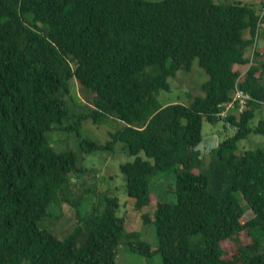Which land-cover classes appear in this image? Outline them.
I'll use <instances>...</instances> for the list:
<instances>
[{
    "label": "trees",
    "instance_id": "trees-1",
    "mask_svg": "<svg viewBox=\"0 0 264 264\" xmlns=\"http://www.w3.org/2000/svg\"><path fill=\"white\" fill-rule=\"evenodd\" d=\"M263 9L264 1L257 11L240 1L0 0V264H117L121 244L162 264H264V149L237 152L240 139L264 135ZM194 59L208 75L204 94L163 106L160 90ZM73 81L91 107L70 122ZM235 83L258 101L222 118L238 131L206 162L203 120L220 119ZM106 117L122 125L104 143L77 131L83 119ZM57 128L74 130L82 152L120 141L134 155L119 169L134 209L155 202L153 218L141 212L155 247L126 229L117 195L79 188L80 154L52 146ZM157 173L174 175V201L150 191ZM88 192L95 201L82 214ZM63 204L76 222L60 238L40 222Z\"/></svg>",
    "mask_w": 264,
    "mask_h": 264
},
{
    "label": "rangeland",
    "instance_id": "rangeland-1",
    "mask_svg": "<svg viewBox=\"0 0 264 264\" xmlns=\"http://www.w3.org/2000/svg\"><path fill=\"white\" fill-rule=\"evenodd\" d=\"M159 1V0H148ZM240 1L242 3L252 4L257 11L259 10L261 2L264 0H213L215 3H229ZM257 49H264V39L258 38L256 41ZM252 50H250V53ZM242 66V69L248 67ZM208 75L198 65L197 60L194 59L190 70H179L174 77L168 78L170 90H160L158 95L159 102L164 106L171 103H183L188 105L192 98L197 95H203L201 89L202 84L207 80ZM73 87L65 98L71 106L73 118L70 122L78 120V116L89 112L91 105L88 104L85 95L80 90L79 85L73 81ZM264 116V110L260 113ZM259 114L254 118L257 121ZM121 121L114 117H106L105 119L94 122L91 118L83 119L77 131L86 138L94 140L98 143H104L109 139V134L121 128ZM202 135L205 141L202 145L204 147V157L207 162L210 158V151L217 146V141H223L224 138L231 135V131L227 128L224 120L219 119L215 123H210L203 120ZM50 143L56 150L72 149L78 151L80 154L79 165L83 166L85 171L78 179L79 188H92L95 193L101 191H108L119 197L121 202H124L122 213L126 216V229L129 231H137L141 239L149 242L153 247L157 245L154 225L144 224L141 218V212H147L150 218H153L155 209V202H150L143 207L142 211L134 209L133 199L127 196L125 190V177L120 172V163L131 161L134 155H130L124 150V144L120 141L114 143L111 150H94L90 153L80 151L79 137L76 132L66 131L62 128L54 129L48 133ZM264 149V135L249 134L246 138H242L237 143V152L242 153L245 149ZM139 155L152 162L143 152ZM77 181V180H76ZM174 185V175L172 173H157L152 176L149 187L155 199L174 201V194L170 187ZM95 201L93 192H88L83 197L79 211L82 214L90 210L91 204ZM55 211V212H54ZM55 216L43 218L40 222L43 226L50 228L57 237H64L74 226L76 222V209L71 205L63 204L58 209L54 210ZM250 209L245 210V219L252 217ZM242 242L249 241V236L245 233L241 235ZM224 246L229 248L231 244L229 241L223 242ZM117 264H162L159 254H155L151 258H146L137 253L129 251L125 245H119L116 255Z\"/></svg>",
    "mask_w": 264,
    "mask_h": 264
},
{
    "label": "built area",
    "instance_id": "built-area-1",
    "mask_svg": "<svg viewBox=\"0 0 264 264\" xmlns=\"http://www.w3.org/2000/svg\"><path fill=\"white\" fill-rule=\"evenodd\" d=\"M264 9L261 10V14H263ZM264 26V22L259 23V30ZM258 101L254 99L250 93L243 90L238 86L237 83H235V86L233 90L230 93V99L224 102H221L218 107V115L220 119L226 118L229 114L239 115L241 112H243L247 106L248 103L251 101ZM261 102V101H260Z\"/></svg>",
    "mask_w": 264,
    "mask_h": 264
},
{
    "label": "water",
    "instance_id": "water-1",
    "mask_svg": "<svg viewBox=\"0 0 264 264\" xmlns=\"http://www.w3.org/2000/svg\"><path fill=\"white\" fill-rule=\"evenodd\" d=\"M227 125H228V129H229L233 134H235V133L238 131V128H237V127L231 126L230 124H227ZM216 144H218V141L216 142Z\"/></svg>",
    "mask_w": 264,
    "mask_h": 264
},
{
    "label": "crops",
    "instance_id": "crops-1",
    "mask_svg": "<svg viewBox=\"0 0 264 264\" xmlns=\"http://www.w3.org/2000/svg\"><path fill=\"white\" fill-rule=\"evenodd\" d=\"M242 66H246V65H241V66H237V67H239V69H241V71L244 72L246 70V68L245 69H242Z\"/></svg>",
    "mask_w": 264,
    "mask_h": 264
}]
</instances>
